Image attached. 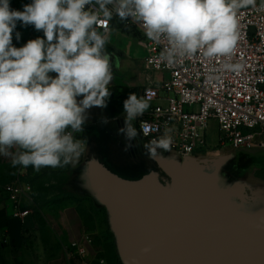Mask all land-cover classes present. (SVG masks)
<instances>
[{
  "label": "clouds",
  "instance_id": "obj_1",
  "mask_svg": "<svg viewBox=\"0 0 264 264\" xmlns=\"http://www.w3.org/2000/svg\"><path fill=\"white\" fill-rule=\"evenodd\" d=\"M256 6L257 0H32L21 11L0 0V156L11 157L13 168L36 172L79 162L87 140L77 137L88 112L106 108L111 95L114 74L105 49L106 25L114 15L141 25L148 40L166 41L159 59L173 65L198 53L231 57L238 43V13ZM17 22L34 26L44 38L15 47ZM20 36L15 33L17 41ZM223 68L239 74L243 65L224 63ZM149 107L135 92L123 102L120 132L129 141L138 135L135 121ZM171 133L165 128L144 144L152 158L171 152Z\"/></svg>",
  "mask_w": 264,
  "mask_h": 264
},
{
  "label": "water",
  "instance_id": "obj_2",
  "mask_svg": "<svg viewBox=\"0 0 264 264\" xmlns=\"http://www.w3.org/2000/svg\"><path fill=\"white\" fill-rule=\"evenodd\" d=\"M149 158L157 171L137 180L95 157L78 169L82 194L105 210L120 264H264V202L246 208L262 192L239 201L232 187H243L236 181L243 176L228 170L230 157L218 168L169 154Z\"/></svg>",
  "mask_w": 264,
  "mask_h": 264
},
{
  "label": "built area",
  "instance_id": "obj_3",
  "mask_svg": "<svg viewBox=\"0 0 264 264\" xmlns=\"http://www.w3.org/2000/svg\"><path fill=\"white\" fill-rule=\"evenodd\" d=\"M260 5L239 11L238 43L231 57L206 58L198 53L180 58L173 65L159 59L167 42L148 40L143 27L131 18L121 21L114 15L107 22L108 37L113 27L120 31L127 28L144 42L145 84L141 96L150 107L137 119L138 131L148 142L159 137L165 128H171L172 150L162 154L183 160L201 159L210 151L222 152L226 145L234 150H264V7ZM104 27L103 23L98 26L101 32ZM224 63H241L243 70L239 74L226 71ZM150 73H160L162 77L153 82ZM141 121L146 122L142 131ZM211 121L218 130L219 142L214 149L209 148L207 141ZM2 191L12 218L24 221L32 215V190L27 183L17 179L3 186ZM92 244V237L84 233L79 240L70 242L69 249L82 259L88 256Z\"/></svg>",
  "mask_w": 264,
  "mask_h": 264
},
{
  "label": "rangeland",
  "instance_id": "obj_4",
  "mask_svg": "<svg viewBox=\"0 0 264 264\" xmlns=\"http://www.w3.org/2000/svg\"><path fill=\"white\" fill-rule=\"evenodd\" d=\"M16 32H19L21 34L20 39L24 38L25 41L36 38L32 32L27 31L25 27L21 26L18 22L13 32V41L16 39ZM108 38L114 44L113 48L118 51V53H121V56L124 58L120 71L116 76L118 86L127 92L126 83L132 82L133 80L132 69L135 68L134 63L137 61L141 62V60L143 61L146 56L145 45L142 40L133 34H127L120 30H114ZM50 75L54 76L55 73H51ZM110 92L112 93L108 98V103H112L116 95V91L113 92L110 90ZM108 103L102 115L104 118H108L112 114L117 113V110L110 108ZM120 118L125 122V113ZM108 126L112 132L119 129V124L115 122ZM87 127L89 126L85 123L84 129ZM89 131L91 130H88V132ZM94 140L97 143L95 137L87 141L86 149L91 142H95ZM207 141L210 149L217 147L219 142L218 130L216 123L213 121L209 123ZM137 142L140 148L148 154L149 151L144 147L145 143L140 140H137ZM86 149L85 151H87ZM234 151L233 148L226 145L223 147L222 152L218 150L213 152L210 151L208 155H202L200 158L211 162L214 159H226L227 156L230 157V160H233ZM236 156L239 157L241 155L236 154ZM250 159L253 165L262 170L252 168L241 179L236 181L243 185L245 188L244 191L249 195L255 191L262 192L260 193L261 199L259 201L246 204V208L253 209L259 207L262 202H264V150L251 153ZM85 161L86 157L82 155L79 162L76 164L63 168H42L39 172H36L32 167L22 168L18 166L13 168L11 166V157H7L5 160L0 159V174L7 175L8 177L3 180V186L17 179H30L36 174L47 173V171H51V173L54 174L50 175L48 181L43 184V188L48 192V198L40 202L38 207H36V197L32 191V219L36 228L32 234L27 236V242L23 246H19V249H16L13 245L8 243L9 253L6 256L8 264H46L58 256L60 252L59 249L73 252L72 249H69L70 242L79 240L82 233L89 234L93 239L89 254L85 257L87 262L99 264L98 261L103 260L104 264H112L114 254L111 241H113V237L107 228L105 210L97 206L91 198L93 204L90 201L79 198L83 194L79 187L81 183V174L78 172V169ZM227 165H229V162ZM151 167H153V165ZM151 167H146L137 172V174L140 175L144 170L150 169ZM63 195H71V198H60ZM83 213H86L92 222L87 228L82 227L83 221L81 220V216ZM42 247L44 255L42 253ZM53 256L55 257L52 258ZM114 263L120 264L118 260Z\"/></svg>",
  "mask_w": 264,
  "mask_h": 264
},
{
  "label": "crops",
  "instance_id": "obj_5",
  "mask_svg": "<svg viewBox=\"0 0 264 264\" xmlns=\"http://www.w3.org/2000/svg\"><path fill=\"white\" fill-rule=\"evenodd\" d=\"M260 3H262V0H257V4ZM10 7L11 9H13L12 4L10 5ZM114 30H119V29L113 27L110 32V35ZM134 36L142 40L139 36L137 35ZM113 45L114 44L108 38V44L106 45L105 50H107L110 57L115 59L118 67L115 72L118 74L123 64L124 58L121 56V53H118V51H116L113 48ZM134 65L135 68L132 69L133 80L132 82L126 83L127 92H125L122 88L118 86L117 79H114L113 81L115 82L114 83L111 82V85L109 86L111 91L113 92L116 91V95H115L116 99L119 97V99H121L123 102L128 98V95L132 92H135L138 96H141V90L143 85L145 84L144 83L145 74L142 68V60L141 62L139 61L135 62ZM112 69L114 71V68ZM150 76L153 82H156L162 77L160 73H150ZM115 105H116L115 99H113L112 103H108V106H110V108L111 106L114 107ZM113 109L117 110L116 114H112L111 116L106 118V121H104L101 124H93L91 125L92 127L88 125L89 127L86 128L85 131L87 135L86 140L88 141L92 137H95L97 139V145H99L97 156L91 154L86 160L95 157L111 172H114L115 174L122 177L123 175L132 176L135 175L134 174L135 172L141 171L144 168L146 167L148 168L151 166L137 165L136 162H134V160L129 156L128 152L123 149V145L121 146V143L124 141L121 140L123 139V137L120 132V129L124 128L125 122L120 117L124 115V108H119V109L113 108ZM113 122L119 124L118 126L119 129L117 131L115 130V132H112L108 126ZM88 130L91 131L88 132ZM139 138L140 136L138 134L137 137H135L130 141L131 143L134 144V142L137 139L139 140ZM259 151L262 150H251L247 152L250 155L253 152H259ZM150 156H151L150 153H148L147 159L153 164L154 162L149 158ZM253 168L257 170H262L259 169L257 166H254ZM128 173H133V174H128ZM7 178H8L7 175L0 174V233L3 232L7 233V240L10 242L11 245L22 246L23 238H27L29 234H32L36 227L32 219V215L24 219V221H20L18 219H14L11 217L10 205L7 202L6 197L2 191L3 180ZM42 253L44 255L43 247H42ZM46 264H91V263L87 262L85 258L82 259L76 258V256L72 251L60 250L58 256L55 257L52 261L47 262Z\"/></svg>",
  "mask_w": 264,
  "mask_h": 264
},
{
  "label": "trees",
  "instance_id": "obj_6",
  "mask_svg": "<svg viewBox=\"0 0 264 264\" xmlns=\"http://www.w3.org/2000/svg\"><path fill=\"white\" fill-rule=\"evenodd\" d=\"M31 2H32V0H10V3L12 4L13 9L14 10H21V11L23 10V6L24 5L29 4ZM18 23L21 24L20 22H18ZM25 29L27 31H29V32H32L36 36V38L37 37H40V38L43 37V32L42 31H36L34 26H32V25H29V26L25 27ZM122 31L126 32L128 34H131L127 30V28L122 29ZM12 42H13V45L15 47H21L24 44H26L27 41H25V39L22 38V39H19L18 41L15 39ZM78 138H86L87 139L86 132H84L83 134L79 135ZM241 162L242 163H241L239 169H237V170L235 169V174L234 175L238 176V177L244 176L247 172L250 171V169H252L255 166V165H253L252 160L250 158H248V157L247 158H243V160ZM151 171H157V167H156L155 163H153V167L151 169L144 170L143 173L140 174V175H138V174H135V175H132V176L123 175V178L128 179V180H137V179L141 178L143 175L148 174ZM50 175H54V174L51 173V171H47V173L36 174L30 179H26V178L20 179L21 181L27 183L30 186L31 190L33 191V194L36 197L35 198L36 207L39 206L40 202H42V201L46 200V198H48V192H47L46 189L43 188V184H45L48 181V177ZM120 177H122V176H120ZM60 198L69 199V198H71V195H63ZM72 198H73V196H72ZM79 198L82 199V200L90 201L93 204V201L86 195H82ZM99 210H102V209H99ZM86 213H83V215L81 216V220L83 221V225H82L83 228L89 227L90 223L92 224L90 218L88 217V215ZM107 228H108V226H107ZM108 231H109V229H108ZM26 242H27V238H23V245ZM8 243H10V242L7 240V233H5V232L0 233V264H8V262L6 260V256L9 253V251H8ZM111 245H112V251H113V254H114L113 260H112V264H115L114 262L116 260H118V258H117L116 252H115L114 241H111ZM14 247L16 249H19L21 246L20 247L19 246H14ZM60 250L61 249H59V251ZM54 257L55 256H53L52 258H54Z\"/></svg>",
  "mask_w": 264,
  "mask_h": 264
},
{
  "label": "flooded vegetation",
  "instance_id": "obj_7",
  "mask_svg": "<svg viewBox=\"0 0 264 264\" xmlns=\"http://www.w3.org/2000/svg\"><path fill=\"white\" fill-rule=\"evenodd\" d=\"M107 52V50H106ZM108 53V52H107ZM110 64L112 65V68H114L113 74H114V79H117L116 76V70H117V63L115 61L114 58L110 57ZM113 79V80H114ZM115 81H112V83H114ZM118 97V96H117ZM116 100V105L114 107L111 106V108H123V101L121 99H119V97L116 99V97L114 98ZM109 108V107H108ZM104 109L105 108H99V107H94L92 109L89 110L88 115H87V119H86V123L87 125L91 126L93 124H101L104 121H106V118H104L102 115L104 113ZM135 126L137 127L138 130V121L135 122ZM86 131V129H84ZM84 131V132H85ZM122 134V137L124 142H120L121 146L123 145V149L125 151L128 152L129 156L134 160V162H136L137 165H145V166H152V162H150L147 159V154L146 152H144L142 150V148H140L137 140L133 143H131V141H129L126 136ZM138 134L140 136L139 140L146 143V140L144 138H142V136L140 135L139 131ZM90 147V151L89 154H86V151L84 153V156L86 157V159L92 154L94 156H97V152L99 149V145H97L96 142H91V144L89 145ZM236 154H240L241 156L237 157ZM250 158V155L248 154L247 151H242V150H235L234 151V158L233 160L231 159L229 161V165H228V170H230L233 174H235V169H239L240 165H241V161L243 160V158ZM136 166V165H135ZM152 168V167H151ZM139 172V171H138ZM128 174H133V173H128ZM134 174H137V172H135Z\"/></svg>",
  "mask_w": 264,
  "mask_h": 264
},
{
  "label": "bare ground",
  "instance_id": "obj_8",
  "mask_svg": "<svg viewBox=\"0 0 264 264\" xmlns=\"http://www.w3.org/2000/svg\"><path fill=\"white\" fill-rule=\"evenodd\" d=\"M225 160H226L225 158L214 159L211 162H209L208 160H204L202 163L203 165H202V164H199L200 162L195 161L193 158H186L185 163L188 166L198 165L199 167H202V168H205V167H209V168L217 167L218 168L224 163ZM232 193L243 204L247 203L249 201H252V200H257L259 198V195L257 192L250 193V195H249L244 191L243 187L241 185H238V184H236L232 187Z\"/></svg>",
  "mask_w": 264,
  "mask_h": 264
}]
</instances>
